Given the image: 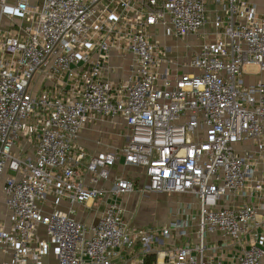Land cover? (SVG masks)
<instances>
[{"label": "built area", "instance_id": "2783aa9c", "mask_svg": "<svg viewBox=\"0 0 264 264\" xmlns=\"http://www.w3.org/2000/svg\"><path fill=\"white\" fill-rule=\"evenodd\" d=\"M209 26L214 38L184 59L161 39ZM113 51L125 59L117 77ZM248 65L264 73V13L251 0H0V264H45L49 253L56 264H115L123 248L155 251L183 223L133 225L120 199L136 180L112 177L119 161L143 169L144 192L198 199V243L162 264H228L227 248L234 264H264V80L246 82ZM118 116L122 147L78 145L88 122ZM106 196L91 224L58 208Z\"/></svg>", "mask_w": 264, "mask_h": 264}, {"label": "crops", "instance_id": "0c3cea01", "mask_svg": "<svg viewBox=\"0 0 264 264\" xmlns=\"http://www.w3.org/2000/svg\"><path fill=\"white\" fill-rule=\"evenodd\" d=\"M251 1L257 4L260 12L264 13V0ZM210 30H212L210 26L202 28L199 33L189 35L187 38L179 40L184 45L189 44L194 46L192 48L184 46L183 49H181L182 52L178 51V53H180L179 55H181L180 58L184 59L185 57L183 55L185 52L186 54H189L192 52L191 50L193 48H197L199 43L203 41L204 37L210 39L214 38L213 35L209 33ZM205 32H207V34H204ZM111 64L113 66L112 76L117 77L121 75L120 73L123 71L125 59L120 58L116 51L112 52ZM256 69L257 71H247L246 68V82H254L258 79L264 80V73H259L257 66ZM124 129L125 124L120 116L112 120L106 118L91 120L82 129L78 139V145L89 154L113 151L124 145ZM115 175L135 178L136 180V189L125 194L120 199L126 210V217L133 225L150 228H163L171 226L174 222L181 221L183 223L180 227L172 228V233L169 238L160 235V240L155 244V251L150 252L147 255H144L140 251V246L120 249L118 255L114 258L115 264H134L143 260V258L147 263L158 262L159 264H162L165 259L164 253L169 249L180 247L188 243L191 245L198 243L197 223L199 203L194 195L187 193L171 194L165 192H144L142 189L147 183V178L143 169L135 166H125L122 161L116 163L113 168L112 177ZM1 179L2 177L0 180ZM103 184L109 186L110 182ZM108 199V196H106L97 199L92 203L89 202L87 204L75 205H71L67 200H61L58 204V208L65 212L72 211L71 215L75 219L86 224H91L96 222L102 214ZM142 205L144 206L143 209L146 211L144 219L147 220L145 221L140 218L141 222H136L134 217H137L136 214L139 213V209ZM151 213L156 216V219H154V221H156L155 223L149 222L150 218H147ZM186 220L188 221V225L185 226ZM183 230L186 231L185 234L183 233ZM206 240L208 245H219L220 249L224 242L223 237L219 233H208L206 235ZM224 251L225 255H227V263L234 264L233 261L230 260V250L227 248L224 249ZM6 258L3 257V259ZM44 262L45 264H56V258L53 253L47 255L44 258Z\"/></svg>", "mask_w": 264, "mask_h": 264}, {"label": "rangeland", "instance_id": "374dc122", "mask_svg": "<svg viewBox=\"0 0 264 264\" xmlns=\"http://www.w3.org/2000/svg\"><path fill=\"white\" fill-rule=\"evenodd\" d=\"M163 42H168V43H172V44H177V48H178V51L179 52H182L181 49H183V47L185 46L183 43H181V41H177V40H172V39H168V38H161ZM194 46L190 45V48H192ZM178 52L175 51V54L176 56H178ZM247 71H257L256 69V66L255 65H248L247 66ZM2 182H3V178L0 180V220H4L6 219V216H7V211H6V207H5V204H4V195H3V192H2ZM142 207V208H141ZM140 207L139 209V213L136 214L137 217L135 216L134 219L136 220V222H141L140 221V218H142V220H147V219H144L145 216H146V211L143 209V205ZM146 207V206H145ZM147 218H150L149 219V222H152V223H155L156 221H154V219H156V216L154 214H150L147 216ZM2 251L0 250V263L2 261H4L5 259H3L4 255L1 253ZM51 254V253H49Z\"/></svg>", "mask_w": 264, "mask_h": 264}]
</instances>
